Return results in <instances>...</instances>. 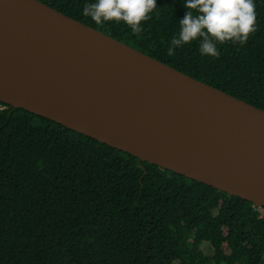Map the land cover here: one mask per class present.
<instances>
[{"label":"trees","instance_id":"1","mask_svg":"<svg viewBox=\"0 0 264 264\" xmlns=\"http://www.w3.org/2000/svg\"><path fill=\"white\" fill-rule=\"evenodd\" d=\"M264 109V0L246 44L167 54L186 0H156L139 32L96 24L95 0H41ZM0 264H264V214L240 196L0 101ZM264 209V208H263Z\"/></svg>","mask_w":264,"mask_h":264},{"label":"water","instance_id":"2","mask_svg":"<svg viewBox=\"0 0 264 264\" xmlns=\"http://www.w3.org/2000/svg\"><path fill=\"white\" fill-rule=\"evenodd\" d=\"M0 101L264 208V109L41 0H0Z\"/></svg>","mask_w":264,"mask_h":264},{"label":"clouds","instance_id":"3","mask_svg":"<svg viewBox=\"0 0 264 264\" xmlns=\"http://www.w3.org/2000/svg\"><path fill=\"white\" fill-rule=\"evenodd\" d=\"M156 0H95L86 4L83 14L96 24L125 23L133 32L141 30L144 20L156 9ZM186 14L179 22V32L167 49L199 41V52L218 57L217 44H246L256 29L255 0H186Z\"/></svg>","mask_w":264,"mask_h":264},{"label":"built area","instance_id":"4","mask_svg":"<svg viewBox=\"0 0 264 264\" xmlns=\"http://www.w3.org/2000/svg\"><path fill=\"white\" fill-rule=\"evenodd\" d=\"M4 108V105L0 104V109ZM261 212L264 214V209L261 207Z\"/></svg>","mask_w":264,"mask_h":264}]
</instances>
